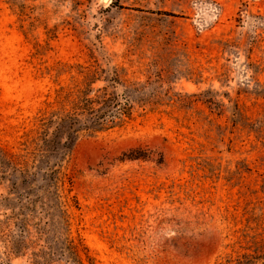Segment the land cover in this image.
<instances>
[{
  "label": "rangeland",
  "instance_id": "obj_1",
  "mask_svg": "<svg viewBox=\"0 0 264 264\" xmlns=\"http://www.w3.org/2000/svg\"><path fill=\"white\" fill-rule=\"evenodd\" d=\"M97 70L130 118L61 147V201L21 212L4 159L34 166ZM0 264H264V0H0Z\"/></svg>",
  "mask_w": 264,
  "mask_h": 264
},
{
  "label": "trees",
  "instance_id": "obj_2",
  "mask_svg": "<svg viewBox=\"0 0 264 264\" xmlns=\"http://www.w3.org/2000/svg\"><path fill=\"white\" fill-rule=\"evenodd\" d=\"M103 74H105V70L89 72L83 89L77 92L78 95L74 91H69L65 95H62L61 91L58 94V100L67 103L69 109H62L60 111L62 116L56 121L50 120L52 127L43 131L36 145L34 166L18 169L13 167L8 158L4 159L7 166L11 167L14 172L20 173L23 183L30 185L29 192L17 195V202L22 204L21 212L26 209V206L32 211L38 202L61 201L59 165L50 162V159L54 155L56 156L61 147L71 149L80 136L106 132L121 126L126 119L130 118L135 102L130 95L137 90L132 85L126 84L116 71H112L110 76L105 77L109 85L93 89L92 85L101 81L100 77L102 78ZM122 86L125 87V91L118 94L117 90ZM93 93L94 96L91 97ZM53 114V118L57 117V113ZM41 162H46V170L38 167ZM38 180L40 185L33 186L32 183H36ZM12 186L16 191L17 186L14 182ZM7 201L11 200L8 198ZM68 247L71 253L78 258L76 248L72 243H69Z\"/></svg>",
  "mask_w": 264,
  "mask_h": 264
},
{
  "label": "water",
  "instance_id": "obj_3",
  "mask_svg": "<svg viewBox=\"0 0 264 264\" xmlns=\"http://www.w3.org/2000/svg\"><path fill=\"white\" fill-rule=\"evenodd\" d=\"M105 2H108V0H104Z\"/></svg>",
  "mask_w": 264,
  "mask_h": 264
}]
</instances>
